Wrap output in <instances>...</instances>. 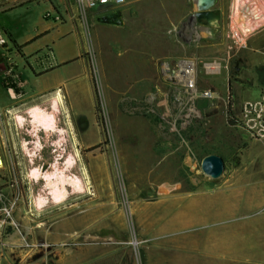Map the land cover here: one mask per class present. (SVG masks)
<instances>
[{
  "label": "rangeland",
  "instance_id": "obj_1",
  "mask_svg": "<svg viewBox=\"0 0 264 264\" xmlns=\"http://www.w3.org/2000/svg\"><path fill=\"white\" fill-rule=\"evenodd\" d=\"M21 1L0 0L1 26H9L17 42L44 21L42 3L9 9ZM233 1L224 0L222 20L194 42L167 34L171 24L188 17L193 0H128L122 6V26L97 22L100 10L81 13L76 8L85 30L80 27L81 41L70 49L73 58L83 52L90 80L82 74L74 96L61 94L56 117L66 131L60 144L57 131L36 123L34 132L28 110V116L14 112L11 103L18 97L12 88H22L23 80L0 49V79H6L0 84V191L5 202L14 203L0 230V264H264V138L252 136L244 126L227 125L219 99L210 104L219 107L216 115L202 113L186 128V143L162 136L153 114L120 107L123 94L141 98L154 88L153 78L144 88L134 86L147 71L142 66L155 67L160 58L181 55L200 60L199 86L221 98L229 91L234 109L264 95V23L234 44L226 37L234 29ZM50 42L41 38L25 53ZM29 56L19 67L31 83ZM212 60L226 67L208 73L203 62ZM8 109L24 121H15ZM40 134L45 140L40 141ZM54 134L57 140L50 143ZM32 138L29 150L27 139ZM209 153L225 162L217 178L201 171V159ZM59 155L60 167L67 156L73 157L69 170L84 187L79 191L67 185L64 201L50 193L44 179L28 177L33 167L51 170ZM43 159L51 161L46 169L35 164ZM165 201L169 206L160 205Z\"/></svg>",
  "mask_w": 264,
  "mask_h": 264
},
{
  "label": "built area",
  "instance_id": "obj_2",
  "mask_svg": "<svg viewBox=\"0 0 264 264\" xmlns=\"http://www.w3.org/2000/svg\"><path fill=\"white\" fill-rule=\"evenodd\" d=\"M72 2L81 13H86L90 9L100 10V13H103L123 6L127 0H72ZM195 11L196 5L193 0V8L188 17L171 24L167 28V34L189 42L199 41L208 36L206 24L198 21ZM226 37L231 38L234 44L242 40L235 28L229 30ZM4 45H7V39L1 34L0 49ZM199 63L198 58L186 55L160 58L154 69V88L141 98L123 94L120 107L128 112L144 111L153 114L160 120L162 136L186 143L183 132L201 117L205 107L219 99L224 105L223 112L227 125L231 122L238 127L244 126L252 136L264 138V95L255 100H244L234 109L230 105L229 91L226 98H221L211 88L199 86ZM203 67L208 73H218L222 67L226 66L220 61L212 60L203 62ZM12 77L17 78L18 75L13 74ZM200 102L204 104L201 105ZM186 152L190 154L188 146ZM13 205V202L7 203L3 200L0 191V230L5 221L10 218Z\"/></svg>",
  "mask_w": 264,
  "mask_h": 264
},
{
  "label": "crops",
  "instance_id": "obj_3",
  "mask_svg": "<svg viewBox=\"0 0 264 264\" xmlns=\"http://www.w3.org/2000/svg\"><path fill=\"white\" fill-rule=\"evenodd\" d=\"M24 2L36 3L37 5L42 3L43 10L41 18L44 20L42 28L30 34V36H27L25 39H22L20 42H17L13 33L10 31V27L6 26V28H4L1 26L2 24L0 22V31L2 34L4 36L9 35V38H7V45L3 49L5 56L15 62L16 68L20 72L23 80L22 89L27 91L29 95L35 96L60 89L59 91L61 94L63 96L65 95V98L68 99V96H74L78 89V77L82 74H87L89 78L86 60L82 55L83 52L73 58V53L70 49L73 47L74 43L79 44L81 41L80 27L85 30L84 20H79L76 7L73 5L72 0H23L20 3L11 5L9 9ZM119 8L123 15L125 8H122V6ZM92 13L93 10L89 12V14ZM97 16L98 15L94 16L95 20ZM49 20H52V22ZM207 21L209 23L205 24L207 26V32L209 33L208 28L215 25L218 22V18L217 16L212 17L209 18V20L207 19ZM41 38H47L48 42H51L48 44L46 43L44 48L38 51L33 52L37 49L29 50L27 55L25 53L26 49L32 47V44H35ZM26 56L31 57V62H27L33 74V81L31 83L28 76L24 74V70H21L19 67L22 59H25ZM78 59L80 63L78 65H72L74 61ZM63 67H67V71L60 73L59 70ZM142 68L147 71H142V75L140 76L141 82H139V84L136 83V85H134L135 87L144 88L148 80H151V78L154 80L155 67H149L146 64L142 66ZM135 89L137 90V88ZM94 116L95 114L93 113V119ZM166 206L169 205L166 204Z\"/></svg>",
  "mask_w": 264,
  "mask_h": 264
},
{
  "label": "bare ground",
  "instance_id": "obj_4",
  "mask_svg": "<svg viewBox=\"0 0 264 264\" xmlns=\"http://www.w3.org/2000/svg\"><path fill=\"white\" fill-rule=\"evenodd\" d=\"M233 5V27L240 33L242 39H244L247 35L256 30L258 26L264 23V0H234ZM50 105V111L46 108H42L38 104L27 107V110L33 118L32 124L34 127V132L38 130V124H40L46 131H57L61 136L66 130L60 128L57 123L56 114L58 111H60V106L63 105L62 95L59 90H56L51 95ZM12 116L15 121L18 120L20 123L24 121V119H22V116L18 115L17 113L13 114ZM63 138L64 136H61V139H59L56 143L60 144ZM21 148H27L26 145H24V142L21 144ZM75 154L78 156L77 151L75 152ZM60 155H62V153H60ZM60 155L56 157L55 162L51 166V170L43 171L39 167H33L28 172V177L35 179H44V182L49 188L50 193L59 200L64 201L68 192V189L66 187L67 185H70L74 189H77L79 191H82L84 187L81 177H79L77 174H72L69 170L74 162L73 157L70 155L67 156L65 162L60 167ZM1 165L2 161L0 158V167ZM42 202L43 199L40 198L39 204ZM166 202L167 201L161 202L160 205H166Z\"/></svg>",
  "mask_w": 264,
  "mask_h": 264
},
{
  "label": "water",
  "instance_id": "obj_5",
  "mask_svg": "<svg viewBox=\"0 0 264 264\" xmlns=\"http://www.w3.org/2000/svg\"><path fill=\"white\" fill-rule=\"evenodd\" d=\"M216 4H217V0H195V5H196L195 16L198 19V21L201 22V17H206L208 18V20L209 18H212ZM111 15H115V17L111 18L110 17ZM96 21L105 24L122 26L123 25L122 12L120 10H116L111 12L110 14H104V13L100 14L96 17ZM207 23L209 22L207 21ZM218 112H219V107L217 105H210L203 109V116L206 118L211 117L213 115H216ZM200 167H201V171L205 175L211 178H217L223 173L225 169V162L221 155L217 153H209L206 154L201 159Z\"/></svg>",
  "mask_w": 264,
  "mask_h": 264
},
{
  "label": "flooded vegetation",
  "instance_id": "obj_6",
  "mask_svg": "<svg viewBox=\"0 0 264 264\" xmlns=\"http://www.w3.org/2000/svg\"><path fill=\"white\" fill-rule=\"evenodd\" d=\"M224 3V0H217V4H216V7L214 8V11H213V16L214 17H216L217 16V18H218V22H220L221 20H222V12H223V7H222V4ZM116 10H120V8H117V9H113V10H109V11H105V12H103L104 14H110L111 12H113V11H116ZM121 11V10H120ZM102 13V14H103ZM216 15V16H215ZM212 16V17H213ZM111 18H114L115 17V15H111L110 16ZM221 17V18H220ZM207 19L208 18H206V17H201V22H203V24H208L207 23ZM205 22V23H204ZM217 22V23H218ZM6 47V45H4L3 47H2V49H1V52L3 51V49ZM3 53L5 54V52L3 51ZM1 58V57H0ZM11 60V59H10ZM6 79L4 78V80L3 79H0V84H2L4 81H5ZM22 84H23V82H21ZM7 84H9V81L7 82ZM21 84V85H22ZM0 89H2V87H1V85H0ZM13 90V96H15V97H18V99L17 100H14L13 101V103H11L12 104V107H15V108H13V110L14 111H20V112H23V113H26V110H27V107H26V109L24 108V106L26 105V103H31V102H38L37 104H39V105H41V106H43V107H45V108H49V106H50V96L56 91V90H54V91H52V92H45V93H41V94H39V95H35V96H31V95H29V93L27 92V91H25V90H23L22 88H20V89H15V88H12ZM8 91L9 90V88H7V89H5L4 88V91ZM47 101H48V103H47ZM24 108V109H23ZM7 112L8 113H12V115L14 114V112H12V111H10V109H8L7 110ZM27 114V113H26ZM27 116H28V114H27ZM12 118H13V116H12ZM28 118V117H27ZM27 120H29V119H27ZM58 120V119H57ZM15 123V122H14ZM26 129V128H25ZM27 130V129H26ZM40 136V141L41 140H45V138H44V136L42 135V134H40L39 135ZM23 137V139H25V136H22ZM57 137H58V135L57 134H54L53 135V138H52V140H49V142L51 143L52 141H55V139L57 140ZM35 138L33 139H27V141L29 142V144H28V149L29 150H32L33 148L32 147H34V142H35ZM43 146H45V143H43V145L41 146V148L43 147ZM55 149V148H54ZM9 150H10V148H9ZM48 151H51V149L50 150H48ZM64 161H62L61 160V163H63ZM32 164H34V161L33 162H31ZM50 163H51V161H47V159H43L42 161H38V162H36L35 164H37V166H40V167H44L45 165H48L46 168H48L49 167V165H50ZM45 167H44V169H46Z\"/></svg>",
  "mask_w": 264,
  "mask_h": 264
}]
</instances>
